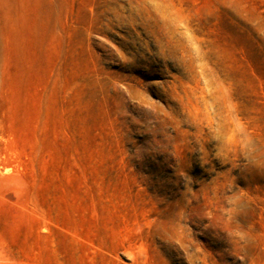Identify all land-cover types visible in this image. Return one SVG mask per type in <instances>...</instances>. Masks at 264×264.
<instances>
[{"label":"rangeland","instance_id":"374dc122","mask_svg":"<svg viewBox=\"0 0 264 264\" xmlns=\"http://www.w3.org/2000/svg\"><path fill=\"white\" fill-rule=\"evenodd\" d=\"M0 264H264V0H0Z\"/></svg>","mask_w":264,"mask_h":264}]
</instances>
